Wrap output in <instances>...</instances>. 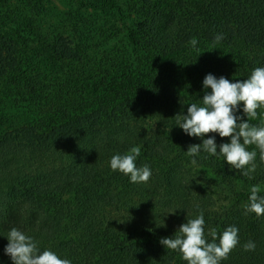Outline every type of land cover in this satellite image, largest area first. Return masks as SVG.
Wrapping results in <instances>:
<instances>
[{
    "label": "trees",
    "instance_id": "trees-1",
    "mask_svg": "<svg viewBox=\"0 0 264 264\" xmlns=\"http://www.w3.org/2000/svg\"><path fill=\"white\" fill-rule=\"evenodd\" d=\"M44 2L0 0V264H12L4 247L13 227L72 264H187L160 241L200 211L206 232L239 229L221 264H264V216L245 212L251 186L264 185L259 149L249 146L252 179L222 156L202 152L192 165L185 151L201 140L175 126L188 103H202L208 73L235 81L264 67V0H83L75 11L85 44L75 46L63 23L41 32ZM107 16L128 20L124 50L95 62L97 47L82 37L107 44L115 37ZM43 60L58 62L53 76L32 66ZM257 112L255 125L264 120ZM228 139L217 135L218 144ZM133 146L138 166L152 169L146 184L109 167ZM188 166L212 168L232 196L215 205ZM250 240L256 248L245 251Z\"/></svg>",
    "mask_w": 264,
    "mask_h": 264
},
{
    "label": "clouds",
    "instance_id": "clouds-1",
    "mask_svg": "<svg viewBox=\"0 0 264 264\" xmlns=\"http://www.w3.org/2000/svg\"><path fill=\"white\" fill-rule=\"evenodd\" d=\"M223 39L222 33L217 34L214 43L218 44ZM188 43L195 49L198 40L193 37ZM202 85L205 90L202 103H188L186 114L182 111L175 116V126L186 135L201 140V143L189 145L185 154L191 158L192 165L197 164V157L202 152L209 156H222L231 168L252 179L257 152L249 150V146L255 145L260 151V159L264 160V120L259 125L250 123L257 118V110L264 109V67H256L249 77L235 81L208 73ZM209 133L213 135H207ZM217 135L229 139L218 144ZM140 156L141 147L133 146L126 153L114 154L109 167L127 176L130 183L146 184L152 169L147 164L138 166ZM262 192L264 189L259 185L251 186L246 213L264 216ZM196 207L199 209V205ZM205 225L204 213L200 211L195 218H187L179 226L177 235L162 238L160 243L166 249L181 253L187 264H221L239 244V229L230 225L219 233L215 228L206 232ZM5 236L8 243L4 253L10 257L12 264H72L71 260L62 258L51 249L41 250L33 236L15 227ZM243 247L245 251H254L256 244L250 240Z\"/></svg>",
    "mask_w": 264,
    "mask_h": 264
},
{
    "label": "rangeland",
    "instance_id": "rangeland-1",
    "mask_svg": "<svg viewBox=\"0 0 264 264\" xmlns=\"http://www.w3.org/2000/svg\"><path fill=\"white\" fill-rule=\"evenodd\" d=\"M82 1L83 0H45L44 4L39 7L41 10H43L42 16H44L43 21H41V23L44 24H42L41 28H43V30H41V32H54L55 27H59V24L63 23L64 27H60V30L62 31V36L67 39L66 41H69L68 43L71 44V46H75V44L84 45L85 42L79 41L78 37V34L81 33L79 30L81 18H78V14L75 11L76 7L82 4ZM90 10L92 9L90 8ZM28 13L29 17L34 16L32 10ZM107 20H109V23L108 28L106 29L108 31L110 30V32L115 36L109 40L107 44H104V38H102L100 41L99 37L92 40L82 37L84 40H86V44L89 46V48L93 49L94 47H97L95 50L98 57L93 58V61L95 62L99 61V59L106 54H112L113 56H116L115 53L124 50V48L121 47V41L122 39H125L127 26L129 23L128 20L120 19V17H116L115 19L111 16H107ZM38 25L41 26L39 23ZM29 37L30 39L34 38V40L31 39L30 41L31 49L33 51L41 50V44L39 41H36V37L33 34H30ZM72 41L74 43H72ZM56 63L58 62H55L54 60H43L37 64L31 65L36 66V71L41 70V73L53 76V71L57 69ZM95 77L98 78L99 76L95 75ZM74 84H77L75 80ZM78 86L81 87L82 83L79 82ZM4 106H7L6 111H8V115L10 117L13 116V113H15V108H13L12 104L6 103ZM20 110L24 111L22 109ZM22 114H24V112ZM15 119L21 120L22 118L19 114H17L15 115ZM187 171L191 179L193 178L197 180L204 191L207 194H211L213 199L216 201L215 205L221 207V204L228 201L227 198L232 196V192L225 186V184H223L224 182L222 181L221 177L212 168L205 166H188ZM259 186L264 189V185Z\"/></svg>",
    "mask_w": 264,
    "mask_h": 264
}]
</instances>
